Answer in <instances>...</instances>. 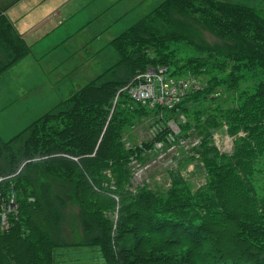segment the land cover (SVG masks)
Returning <instances> with one entry per match:
<instances>
[{
  "label": "trees",
  "instance_id": "16d2710c",
  "mask_svg": "<svg viewBox=\"0 0 264 264\" xmlns=\"http://www.w3.org/2000/svg\"><path fill=\"white\" fill-rule=\"evenodd\" d=\"M110 44L112 67L10 140L0 137V189L13 188L19 204L0 228V264H55L59 248L74 246L95 248L105 264H264V12L162 0ZM31 52L0 7V76ZM158 66L208 78L178 106L153 110L122 89ZM146 118L156 120L155 136L128 145ZM223 129L234 138L230 152L215 143ZM194 134L188 159L202 183L175 170L164 189L135 184L147 149Z\"/></svg>",
  "mask_w": 264,
  "mask_h": 264
},
{
  "label": "rangeland",
  "instance_id": "374dc122",
  "mask_svg": "<svg viewBox=\"0 0 264 264\" xmlns=\"http://www.w3.org/2000/svg\"><path fill=\"white\" fill-rule=\"evenodd\" d=\"M41 1L0 0V5L9 9L8 14L13 21L25 15V20L29 19V22L34 19L33 23H35L40 19V16L36 14L38 10L43 12L44 6L56 7L68 0H47L43 3ZM80 1L74 0V6ZM112 1L110 0V2ZM157 1L161 2L162 0H123L119 6L114 7L115 10L111 9L103 17L83 27L80 33L75 34L67 49H63L64 59L58 56L57 58L41 59L36 55L40 51L37 50L33 53L34 55L31 52L24 60L4 72L0 76L1 139L10 140L42 114L52 110L55 105L67 99L70 91L78 87L76 83L83 85L85 82H90L97 75L99 76L100 73L112 67L117 62L118 57L110 46V40L124 32L139 19V14L144 6H152V10L156 8L159 4L154 3ZM226 1L256 7L264 12V0ZM127 12V17L123 23L128 22V20H135L134 22L129 26L122 23L113 24L112 20L115 16ZM39 32L40 29H35L29 37L36 39ZM203 34L209 43L214 44L217 41L209 32L204 31ZM83 45H86L87 52L86 50L81 52ZM78 51L80 52L78 53ZM207 78L206 76L199 77L201 87ZM229 98L230 95L227 94L222 99L229 103ZM180 118L182 119L183 116ZM170 124L177 132L176 134L179 135L178 123L171 121ZM156 131V120L146 118L132 129L127 140L128 145L150 141L155 136ZM175 138H170L169 145L147 149L151 158L144 166L136 170L135 184L146 182L154 187L164 189L168 186V172L175 170L187 176L192 184L202 183L204 179L201 171H195L196 163L188 159L193 155L190 150L199 142V136L194 134L188 139L182 137V139H178V142L175 141ZM214 139L222 152L232 151L234 138L228 136L224 129L217 131ZM133 165H137V163L134 162ZM193 170L196 174H192ZM259 186L260 190L264 192L263 179ZM69 207L72 209L66 210L67 216L73 214L75 221H78V207L71 203H69ZM71 232L72 230L69 228L67 234ZM100 258L98 255L96 259L99 260Z\"/></svg>",
  "mask_w": 264,
  "mask_h": 264
},
{
  "label": "crops",
  "instance_id": "0c3cea01",
  "mask_svg": "<svg viewBox=\"0 0 264 264\" xmlns=\"http://www.w3.org/2000/svg\"><path fill=\"white\" fill-rule=\"evenodd\" d=\"M45 1L47 0H42L41 3ZM122 1L123 0H113L112 2H110V0H81L76 6H74V0H68L60 6H44L43 12L41 10L37 11L36 14L37 16H40V19H37L38 21L35 23H33L34 19L29 22V19L25 20V15H22L13 21L10 19L11 17L8 14L9 9L4 8L1 5L0 7L3 9L6 16L13 22L27 45L31 48L32 55H34L33 53L35 51L40 50L36 55L41 59L57 58V56L64 59L65 57L63 54V49H67L71 38H73L75 34L77 35L80 33L83 27L103 17L105 13L111 9L115 10L114 7L119 6ZM158 2L160 1H157L154 4L160 5L162 1L160 3ZM151 11L152 6H144L143 10H141L139 14L140 18L136 21L134 20L135 22L133 20H128V22L123 23L128 12L120 13L119 15L115 16L112 21L114 25L122 23L123 25L126 24L128 26L134 22L132 25H130L131 27ZM35 29H40V32L37 35V38L33 39V37H29V35H32V32ZM112 39H114V37ZM112 39L109 43H111ZM85 50L87 52L86 45H83L81 52ZM79 52L80 51H78V53ZM88 82H85L84 84L86 85ZM83 85H77L76 83V86L78 87L74 90L79 89ZM73 91L70 92L72 93ZM71 93H69L68 97L71 95ZM55 254V264H105L100 253L92 247H63L59 248ZM98 255L101 257L99 260L96 259Z\"/></svg>",
  "mask_w": 264,
  "mask_h": 264
},
{
  "label": "built area",
  "instance_id": "2783aa9c",
  "mask_svg": "<svg viewBox=\"0 0 264 264\" xmlns=\"http://www.w3.org/2000/svg\"><path fill=\"white\" fill-rule=\"evenodd\" d=\"M200 88L202 87L198 77L193 75L175 77L170 74L167 67L158 66L148 68L146 71L137 74L132 82L122 90L126 91L135 102L155 110L158 108H174L182 102L187 94ZM169 125L173 135H176L177 132L174 131L170 123ZM155 146L157 148L163 145L158 142ZM1 181L2 178H0ZM18 207L15 190L11 188L5 196L0 189L1 230L6 231L9 229L10 217L12 214L17 213Z\"/></svg>",
  "mask_w": 264,
  "mask_h": 264
}]
</instances>
